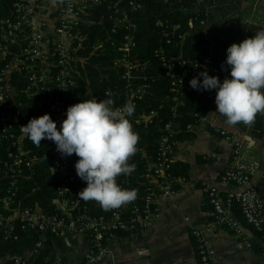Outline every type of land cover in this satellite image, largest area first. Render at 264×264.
I'll use <instances>...</instances> for the list:
<instances>
[{
    "label": "built area",
    "instance_id": "2783aa9c",
    "mask_svg": "<svg viewBox=\"0 0 264 264\" xmlns=\"http://www.w3.org/2000/svg\"><path fill=\"white\" fill-rule=\"evenodd\" d=\"M104 0H25L15 13L14 19L4 20L0 34V139L5 141L7 154L0 161V230L5 238L15 237L16 226L23 230L39 233L36 246L29 254L0 257V264H32V256L37 255L49 234L66 238L68 234L86 235L89 248L79 264H96L111 253L108 240L117 235H138L145 231L153 218H159L162 209L155 200L152 188L141 201L125 204L110 213H94L91 203L77 197L85 186H73L77 177L73 173L75 162L71 156L62 157L56 150L54 142L49 140L48 154L33 152L25 143L26 137L16 127L20 124L22 107L47 108L51 111L52 120H56L59 130L69 106L79 103V80L84 74L80 65L89 62L90 57L83 54L88 33L82 31V22L90 15L89 7L102 4ZM209 3L206 11L214 7L217 0H203ZM212 1V3H210ZM110 6L114 19L111 32L132 30L129 12L144 9L140 0H128L127 7ZM206 6V5H205ZM194 19H199L196 16ZM194 19L190 22L194 26ZM206 19H200V27H207ZM178 27V26H176ZM184 36L180 35L182 38ZM111 46L121 54L116 65H123L126 80L124 91L106 97L105 92L95 93L88 82L86 94L90 99L111 98L115 107H122L131 101L135 106L144 98V85L136 84L141 77L140 63L132 59L136 39L130 31L121 35L120 39L110 41ZM94 50L104 47V39H98ZM163 75L168 80L170 93L168 98L174 102L171 107V117L168 120L156 119L159 122L161 134L158 138L156 157L150 161L151 167L146 173L149 180L156 181L164 197H173L176 184L182 176L174 173V148L177 134L181 131L179 106L184 105L179 93L190 86L189 81L196 77L197 71L211 60L213 53L198 56L191 63L182 55H169L165 50H157ZM143 68H145L143 66ZM85 100V99H84ZM156 110L136 117V121L147 124L155 122ZM196 128L214 132L235 142L233 159L220 175V183L233 184L235 189L222 193L218 185H209L207 190L208 203L212 207V219L202 227H196L192 234L197 244L198 260L201 264H214L215 249L208 237L209 232L217 228L227 227L247 247L253 243L247 236V228L257 234L264 255V200L257 186L252 181L251 172L239 164L243 142L235 139L234 132L221 125L213 116L195 113L193 121L186 125V130ZM48 160V171L61 178L56 186L52 203L59 212L45 211L38 202L23 203L20 198V181L33 175L34 166L44 158ZM185 177V176H184ZM127 182V180H126ZM122 188L125 181L117 178ZM128 183V182H127ZM126 183V184H127ZM151 183V181H150ZM152 184V183H151ZM154 186V184H152ZM90 202V203H89ZM236 208L241 211L237 215ZM262 232V233H258ZM141 254L146 249L140 250ZM50 264H60L54 260Z\"/></svg>",
    "mask_w": 264,
    "mask_h": 264
},
{
    "label": "trees",
    "instance_id": "16d2710c",
    "mask_svg": "<svg viewBox=\"0 0 264 264\" xmlns=\"http://www.w3.org/2000/svg\"><path fill=\"white\" fill-rule=\"evenodd\" d=\"M140 1L145 4L144 9L129 12L134 28L132 30H121L117 33L111 32L114 19L111 16L113 10L110 6L119 3L118 6L127 7L128 0H104L102 4H94L88 8L90 15L85 17L91 21L82 22L81 28L82 31L88 33L82 53L89 56L90 60L88 63L80 65V71L84 74V77L78 81L80 86L76 89L79 94L78 102L84 99L90 100V95L86 94L88 82L95 93H102L108 89L113 92L117 91L115 94L124 91L126 80L123 78V73L125 67L116 65V61L121 54L116 50V47L111 46L110 41L120 39L122 34L130 31L136 39L131 58L137 59L140 63L137 73L141 77L137 78L136 84L144 85L147 92L144 98L135 106V113L130 118L134 131L140 137L137 145L139 150L129 160V163L135 164L136 168L131 175H121L119 179L125 181L124 186H127L126 189L137 191L135 199L137 202L141 201L142 197L149 194L153 188L146 173L149 170L150 161L156 157L158 138L161 134L159 122L156 119L168 120L171 117V107L174 104L170 97L168 98L171 94L170 84L163 75V69L156 51L162 49L169 55H182L189 63L198 56H206L212 52L211 60L199 68L196 77L199 73L207 71L208 75L216 76L221 81L226 72L230 73V67L225 63L226 56L217 52L216 47L219 41H214L215 36L213 35L215 33L214 11L219 8L217 7L219 3L206 11V7L209 5L207 1H204L205 4L199 0ZM24 2L25 0H0V34L4 20L14 19L15 13ZM234 4L236 5L235 1ZM196 16H199V19H194ZM193 19L194 26L192 27L190 22ZM200 19L207 20V27H200ZM193 30L196 33H192ZM258 31L261 30L248 28L246 38L255 35ZM183 34L184 36L181 38L180 35ZM98 39H104V47L94 50L91 43L94 44ZM228 78H231L230 75ZM199 79L202 81L203 77H199ZM215 95V89L198 91L189 86L181 90L179 96L184 101V105L179 106L180 119L183 122L182 132L186 131V125L193 121L195 113L203 115L214 110ZM152 110H156L158 113L154 123L147 124L143 121H136L137 116L147 114ZM44 114L51 116V111L47 108L22 107L21 116H19L20 124L16 126L18 131L21 132V126L27 124L30 119ZM64 119H66V116ZM53 121L56 122V120ZM252 129L254 135L264 137V115L256 117ZM25 143L33 152L48 154L49 140L47 139L41 141L39 147L34 145L27 137ZM6 154L5 141L0 139V161L6 157ZM71 160L76 163L78 157L73 154ZM47 167L48 160L44 158L34 166L33 175L20 181L19 195L23 203L38 201L45 211L59 212L52 203V198L55 196L56 186L61 183V178L52 175ZM73 173L76 175L75 169H73ZM174 173L183 175L181 168L176 163H174ZM76 177L77 180L73 182V186L84 185L86 187V182L82 181L77 175ZM178 184H176L177 190ZM256 186L259 191L258 185ZM1 194H3V191L0 190ZM91 209L94 213H110L113 210H104L95 203H91ZM236 213L241 217L239 208H236ZM14 233L18 234V239L14 236L6 239L3 230H0V257L12 259L17 256H25L35 248L39 239V233L23 230L21 226H16ZM125 234L127 233H123V235ZM62 240L63 238L49 234L44 241V247L41 248L37 256L31 258V263L50 264L55 260V250L62 244Z\"/></svg>",
    "mask_w": 264,
    "mask_h": 264
},
{
    "label": "crops",
    "instance_id": "0c3cea01",
    "mask_svg": "<svg viewBox=\"0 0 264 264\" xmlns=\"http://www.w3.org/2000/svg\"><path fill=\"white\" fill-rule=\"evenodd\" d=\"M217 1L214 41H219L217 52L227 57V48L243 41L248 28L264 30V0ZM229 75L226 72L221 82ZM213 105L214 110L209 114L243 142L239 164L251 172L252 181L264 199V137L254 135L252 127L228 125L225 117L216 112L215 97ZM234 146L233 140L206 129L181 130L174 148L175 163L183 172L178 190L173 197H164L156 181L150 180L154 184L155 200L162 209L161 216L153 218L150 226L138 235L111 237L108 240L111 253L96 264H201L192 230L213 217L207 198L209 185H218L222 193L235 189L233 184L220 183L221 173L233 159ZM151 165L150 162L149 168ZM246 234L253 243L251 248L227 227L209 232L216 251L214 264H264L263 246L257 234L249 228ZM88 248L86 235L68 234L56 248L55 260L60 264H79ZM141 249L146 252L141 254Z\"/></svg>",
    "mask_w": 264,
    "mask_h": 264
},
{
    "label": "clouds",
    "instance_id": "9594fccd",
    "mask_svg": "<svg viewBox=\"0 0 264 264\" xmlns=\"http://www.w3.org/2000/svg\"><path fill=\"white\" fill-rule=\"evenodd\" d=\"M225 63L231 78L221 82L203 71L189 84L198 91L216 90V112L225 117L228 125L252 127L256 117L264 115V30L231 44ZM199 77H203L202 81ZM105 96L111 97V91H106ZM134 113L131 101L115 107L111 98H93L69 106L59 130L49 114L30 119L20 130L38 147L47 139L55 143L62 157L75 154L76 175L86 182L77 197L112 210L137 197L135 189L122 188L117 183L119 176L131 175L136 168L129 163L139 150L140 137L130 120Z\"/></svg>",
    "mask_w": 264,
    "mask_h": 264
},
{
    "label": "rangeland",
    "instance_id": "374dc122",
    "mask_svg": "<svg viewBox=\"0 0 264 264\" xmlns=\"http://www.w3.org/2000/svg\"><path fill=\"white\" fill-rule=\"evenodd\" d=\"M192 33H196V32H195V30H193V32H192Z\"/></svg>",
    "mask_w": 264,
    "mask_h": 264
}]
</instances>
